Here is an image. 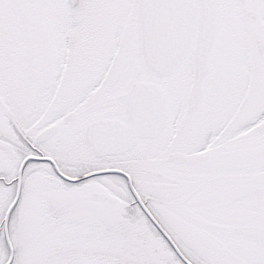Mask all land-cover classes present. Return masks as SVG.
Returning <instances> with one entry per match:
<instances>
[{"label": "snow or ice", "instance_id": "snow-or-ice-1", "mask_svg": "<svg viewBox=\"0 0 264 264\" xmlns=\"http://www.w3.org/2000/svg\"><path fill=\"white\" fill-rule=\"evenodd\" d=\"M0 264H264V0H0Z\"/></svg>", "mask_w": 264, "mask_h": 264}]
</instances>
